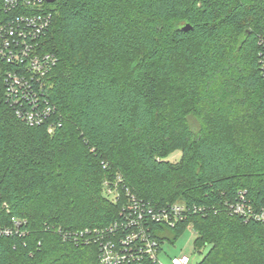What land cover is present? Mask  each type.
Wrapping results in <instances>:
<instances>
[{
	"label": "trees",
	"instance_id": "1",
	"mask_svg": "<svg viewBox=\"0 0 264 264\" xmlns=\"http://www.w3.org/2000/svg\"><path fill=\"white\" fill-rule=\"evenodd\" d=\"M46 10L43 51L58 64L44 123L15 115L0 71V227L21 222L0 239V264H100L88 239L118 244L132 229L128 205L176 203L192 209L176 226L144 221L160 244L192 226L195 251L210 247L199 264H264V224L234 212L264 206V148L238 126L244 111L264 118V0H56ZM119 175L130 196L115 203L105 184Z\"/></svg>",
	"mask_w": 264,
	"mask_h": 264
},
{
	"label": "built area",
	"instance_id": "2",
	"mask_svg": "<svg viewBox=\"0 0 264 264\" xmlns=\"http://www.w3.org/2000/svg\"><path fill=\"white\" fill-rule=\"evenodd\" d=\"M47 0H3L0 10L6 19L0 24V71L3 73L4 99L15 115L29 126H38L55 111L47 97L48 76L58 64L54 54L43 51L42 40L52 25V15L47 12ZM54 128L49 126L48 133ZM123 178L105 184V193L117 202L121 195L130 196V191L122 186ZM134 200V197H131ZM239 202L234 208L236 214L264 224V206L259 209L247 207ZM124 213L128 226L132 227L126 237L115 243L111 239L93 236L88 242L99 243L100 264H144L152 261L161 264L159 254L162 247L154 230L145 220L157 222L166 227H174L187 218L192 209L185 203H176L138 213L137 206L128 205ZM194 212H204V208H194ZM25 223V222H24ZM21 222L13 227H0V239L20 233ZM191 229H193L192 226ZM24 233L21 232V235ZM98 236V235H97ZM1 247V246H0ZM171 264H192L188 255L171 260Z\"/></svg>",
	"mask_w": 264,
	"mask_h": 264
},
{
	"label": "rangeland",
	"instance_id": "3",
	"mask_svg": "<svg viewBox=\"0 0 264 264\" xmlns=\"http://www.w3.org/2000/svg\"><path fill=\"white\" fill-rule=\"evenodd\" d=\"M240 128L242 129V137L244 140L251 138L254 144H259L264 148V118L258 114H253L249 111H244L241 116L238 117ZM192 126L195 129H199L200 120L197 118L190 119ZM182 153L180 151L175 152L169 157L172 162L180 160ZM196 233L191 227H187L182 235L176 239L174 243L170 241H164L161 244L162 250L159 254V261L161 264H171V260L181 255H188L191 258L192 264H199L205 255L208 253L210 247L203 249L201 252H196L194 249V240Z\"/></svg>",
	"mask_w": 264,
	"mask_h": 264
},
{
	"label": "water",
	"instance_id": "4",
	"mask_svg": "<svg viewBox=\"0 0 264 264\" xmlns=\"http://www.w3.org/2000/svg\"><path fill=\"white\" fill-rule=\"evenodd\" d=\"M56 0H47L48 3H54Z\"/></svg>",
	"mask_w": 264,
	"mask_h": 264
}]
</instances>
